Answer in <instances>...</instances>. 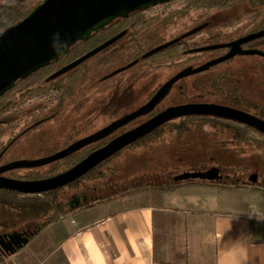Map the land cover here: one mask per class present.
Listing matches in <instances>:
<instances>
[{"label":"rangeland","instance_id":"obj_1","mask_svg":"<svg viewBox=\"0 0 264 264\" xmlns=\"http://www.w3.org/2000/svg\"><path fill=\"white\" fill-rule=\"evenodd\" d=\"M191 1L170 0L145 11L148 17L164 19L153 22L161 24V30L156 37L158 40L173 38L192 25L206 20L216 24V28L195 36L191 43L205 41L209 36L217 41L236 38L251 32L256 24L254 16L246 15L251 10L248 4H237L217 12L204 13L200 10L186 11ZM28 2L29 6L33 7L42 0ZM168 14L174 17L165 21ZM178 14L180 15L175 17ZM124 46L126 43L121 42L118 47L87 60L66 79H58L57 84L66 88L64 97L51 93L49 99L47 94H42L40 97H30L24 101L17 100L16 111L9 110L6 115L0 117V121L7 122L0 125V149L21 130L53 112L56 113L55 116L20 138L10 155L39 157L60 149L69 139L71 129H78L83 135L94 131L144 103L168 77L188 62L191 63L187 61V57H182L178 51L172 50L101 81L102 76L128 58ZM258 47L260 52H264V40L259 42ZM120 55L123 56L118 59ZM214 55L216 53H204L192 62L197 65ZM178 85H181L182 89L175 86L157 110L198 100L223 102L226 96L233 95L248 105L257 104L258 111L263 113L259 116L264 120V56L234 58ZM10 100L15 101L12 97ZM143 120L144 118H140L130 126ZM222 125L201 119L173 120L139 143L123 149L112 160L100 165L94 173L90 171L85 174L77 185L63 188L59 191V198L68 201L74 194H85L91 199L95 195L94 188L103 182L111 183V187L113 184L115 189H125L132 185H142L145 180L157 184L169 181L171 177L144 175L205 171L212 167H217L223 176L230 175L227 182L231 183L238 181L239 177L247 181V176L255 173L258 175L257 184L264 188L261 185L264 178V136L245 130L237 132L236 129L223 128ZM48 168H41L39 172H45ZM63 168L65 167L60 164L54 167ZM20 173L22 172H15ZM129 178L133 180L128 181ZM109 192L110 189L98 190L102 195ZM14 213H5L0 208V234L17 230L14 223L20 230L34 233L36 223L27 225V219L17 217Z\"/></svg>","mask_w":264,"mask_h":264},{"label":"crops","instance_id":"obj_2","mask_svg":"<svg viewBox=\"0 0 264 264\" xmlns=\"http://www.w3.org/2000/svg\"><path fill=\"white\" fill-rule=\"evenodd\" d=\"M183 172L193 171L144 175L171 177L125 189L103 182L89 206L47 225L0 264H264V188L241 178L174 179Z\"/></svg>","mask_w":264,"mask_h":264},{"label":"water","instance_id":"obj_3","mask_svg":"<svg viewBox=\"0 0 264 264\" xmlns=\"http://www.w3.org/2000/svg\"><path fill=\"white\" fill-rule=\"evenodd\" d=\"M168 1L170 0H42L22 20L0 31V95L13 87L18 80L57 60L60 56L66 54L78 41L86 39L92 32L104 28L111 21L125 17L134 11L145 10ZM201 27L190 30L180 36V38L197 32ZM121 35L118 34L110 38L74 59L51 74L48 79H55L74 69L114 43ZM263 37L264 29L250 33L231 44H215L192 50L200 52L225 46L230 47V50L225 55L210 60L203 65L181 69L166 81L142 107L116 120L107 127L76 141L69 147L50 156L31 160H16L2 165L0 166V173L12 169L44 166L62 159L89 143L105 138L122 125L152 109L167 94L171 86L183 77L205 71L209 67L228 60L235 55L251 56L257 54L264 56V52L255 49L242 50L240 48L243 43ZM174 41L164 43L150 50L144 56L165 49ZM183 116H213L230 119L264 135V120L246 112L214 103L179 104L162 110L146 122L118 135L104 146L88 154L77 164L57 175L30 181L11 180L0 176V189L11 190L21 194L40 195L67 186L83 177L105 159L148 135L165 122ZM257 177V174L252 173L247 181L251 184H257ZM174 179L178 181L198 179L219 182L222 181V175L217 167H212L205 171L183 172ZM261 185L264 187V178ZM85 200L86 198L83 197V201ZM79 202L80 198L75 197L70 202V208L77 207ZM32 235L33 233L28 234L25 231H13L5 234L4 238L7 241H3L6 246L2 247L4 255H11L23 248Z\"/></svg>","mask_w":264,"mask_h":264},{"label":"flooded vegetation","instance_id":"obj_4","mask_svg":"<svg viewBox=\"0 0 264 264\" xmlns=\"http://www.w3.org/2000/svg\"><path fill=\"white\" fill-rule=\"evenodd\" d=\"M158 5V4H157ZM152 8V7H150ZM149 9V8H148ZM137 10L134 11L130 14H128L125 17H121V18H117L113 21H111L109 24H107L104 28L102 29H98L94 32H92L86 39L78 41L76 44L81 43V42H94V46H92L89 50H87L86 52L90 51L91 49L101 45L102 43H104L105 41L109 40L110 38L118 35V34H122L114 43H112L111 45H109L108 47H106L104 50L100 51L98 54L94 55L93 57L106 52L107 50L111 49V48H115L118 47V45L121 42H125L126 46H124V52L126 51L128 53V58L119 66H117L115 69L109 71L108 73H106L104 76H102L101 81H106L116 75H119L120 73H123L129 69H131L132 67L138 65V64H144L150 60H153V58L155 57H160L161 55H164L167 52H170L172 50L178 51L179 54L182 57H187V61H191V63H187L183 68L186 67H198L200 65H203L205 63H207L210 60H213L215 58H218L220 56L225 55L229 50L230 47L229 46H225L222 48H218V49H213V50H208V51H200V52H194L192 50L197 49V48H203V47H207L210 45H215V44H231L235 41H237L238 39L256 32H249L245 35H241L239 37L236 38H232V39H227V40H223V41H217L216 38H212V37H208L207 40H198L197 42H192L193 39L195 38V36L205 32L208 33V31L214 30V28H216L215 26H217L216 24H212L209 20L200 22L197 25H192L190 28H187L185 30H183L182 32H180L177 36L170 38L168 40H164V41H160L158 40L156 37L159 34V31L161 30L160 25L158 23H153L154 21H161L164 19H158L155 17H148L146 16V10ZM175 15L176 16H179ZM174 17L173 15H167L165 18V21L167 20H171V18ZM225 25V24H224ZM202 26L201 29H199L197 32L187 35L183 38H180V36H182L183 34L189 32L190 30ZM180 38V39H178ZM264 38V37H263ZM263 38H259V39H263ZM259 39H255L246 43H243L240 45V48L242 50L245 49H255L257 51H260V48L258 47ZM175 40L171 45H169L168 47H166L165 49H162L160 51H157L153 54L144 56L146 53H148L150 50L164 44L167 43L169 41H173ZM263 41V40H262ZM75 44V45H76ZM129 44V45H128ZM73 47V46H72ZM119 51V50H118ZM84 52V53H86ZM83 53V54H84ZM204 53H216V55L214 56H210L207 60L203 61V62H199L197 65H195L192 61H195L197 59L198 55H203ZM67 54V53H66ZM66 54L60 56L57 60L52 61L51 63H49L48 65L41 67L37 70H35L34 72L30 73L28 76H26L25 78H22L20 80H18L13 87H11L9 90L5 91L2 95H0V117L1 115H6V113L10 111H16L17 109V100H21L24 101L26 99H28V95H29V90L31 88H26V89H21L22 86L20 85L21 82L23 83V81H25L27 78H29L30 75L32 74H46L43 76V78L39 81L38 83V87H43L45 93L47 94V98L49 99V96L51 95V93H57L58 95H62V97H64L65 93H66V88L63 85L59 84V87H61V90L57 91V87L54 84H46V82H50L53 81L55 79H66L67 76L69 74H71L72 72L76 71V69L81 66L82 64H84L85 62L81 63L80 65H78L77 67H75L74 69L66 72L65 74L49 80V76L51 74H53L55 71H57L58 69L62 68L63 66L67 65L68 63L72 62L73 60L70 61H62L61 58H63ZM81 54V55H83ZM80 55V56H81ZM257 55V54H256ZM123 55H120L118 57L121 58ZM249 56V55H246ZM245 55H235L231 58H229L228 60H225L219 64H223V63H227L231 60H233L234 58L237 57H246ZM254 56V55H251ZM79 57V56H78ZM76 57V58H78ZM91 57V58H93ZM75 58V59H76ZM90 58V59H91ZM89 60V59H88ZM163 63L161 62V65ZM217 64V65H219ZM160 65V64H159ZM214 65L212 67H209L207 70L202 71L200 73L197 74H193L190 76H186L183 77L179 80H177L169 89V91L167 92L166 95H164L158 102L157 104L150 109L149 111H147L146 113L138 116L137 118L129 121L128 123L122 125L121 127H119L117 130L113 131L111 134H109L108 136H106L105 138L99 140V141H95L92 143H89L88 145H85L83 147H81L80 149L74 151L73 153L63 157L62 159H59L57 161H54L52 163H49L47 165L44 166H40V167H35V168H20V169H12V170H8L5 172L0 173V176L4 177V178H8L11 180H22V181H30V180H38V179H44V178H48L54 175H57L67 169H69L70 167H72L73 165L77 164L79 161H81L82 159H84L88 154L92 153L93 151L97 150L98 148L104 146L105 144H107L110 140H112L113 138L117 137L118 135L131 130L135 127H137L138 125L146 122L148 119H150L151 117H153L154 115H156L157 113L161 112L162 110L171 107V106H175V105H179V104H185V103H214V104H219V105H224V106H228L243 112H246L248 114H251L253 116H256L258 118L263 119L262 117L259 116L262 115V111H258V106L257 104H252V105H248L246 104L244 101L239 100L238 97L236 96H226L225 100H223V102H210V101H192V102H183V103H179V104H175V105H170L167 107H164L163 109L157 110V108L161 105V103L171 94L173 88L175 86H177L178 89H182L181 85H178L180 82L189 79L190 77H193L195 75L204 73L209 71L210 69H212L213 67L217 66ZM158 66V64H157ZM181 69H179L178 71H180ZM178 71H176L175 73H173L170 77H168L162 84H160L156 90L152 93V95L141 105L123 113L122 115H119L118 117L106 122V124L102 125L101 127L95 129L94 131H91L85 135L80 133V130L78 129H71L70 133H69V139L67 141L64 142V144L62 145V147L60 149L57 150H53L51 152H48L47 154L43 155V156H39V157H30L28 156H22V157H18L17 155H10V152L12 151V148L14 145H16L18 143V140L20 138H22L23 136H25L27 133L31 132L34 128H37L39 126H41L44 122H46L47 120H49L51 117L55 116L56 113H50V116H46L45 118H41L37 121H35L34 123H32L31 125H29L28 127H26L25 129L21 130L19 133H17L13 138H11L6 144H4L1 149H0V166L5 165L7 163L16 161V160H31V159H39V158H43V157H47L50 156L56 152H59L67 147H69L70 145H72L73 143H75L76 141H79L83 138H86L94 133H96L97 131L107 127L108 125H110L111 123L115 122L116 120L134 112L135 110L139 109L140 107H142L148 100L151 99V97L156 93V91L166 82L168 81L170 78H172ZM21 86V87H20ZM11 97L13 99H15V101H11ZM53 110V109H51ZM50 110V111H51ZM199 117H204V118H211V119H219V122L222 125L223 128H229V129H236V127H242L245 131H249L251 133H258L261 134L260 132L244 125L241 124L239 122L230 120V119H225V118H217V117H213V116H183V117H178L172 120H169L167 122H165L164 124H162L161 126L157 127L155 130H153L151 133H149L148 135L140 138L139 140L135 141L133 144L128 145L132 146L136 143H139L141 140L145 139L146 137L150 136L151 134L155 133L156 131H158L161 127L167 125L169 122L176 120V119H187V120H196ZM140 118H144V120L140 123L134 124L132 126H130L132 123H134L135 121H137ZM6 121H0V125L6 124ZM225 124V125H224ZM130 126V127H129ZM237 131V130H236ZM263 135V134H261ZM264 136V135H263ZM125 147V148H127ZM123 148V149H125ZM122 149V150H123ZM122 150H120L119 152H121ZM119 152L115 153L114 155L110 156L109 158L105 159L102 163H100L98 166H96L94 169L90 170V171H97V169L99 168L100 165H102L103 163L109 162L110 160H112L114 157H116ZM9 155L7 157L6 160H4V158ZM60 166H64L65 168L63 169H54L55 166L59 165ZM53 166V168L51 169V167ZM45 167H49L45 172H39V169L41 168H45ZM21 171L22 173L20 174H15V172ZM89 171V172H90ZM88 172V173H89ZM221 174V173H220ZM251 175V173L247 176V180L249 178V176ZM36 176H44V177H36ZM258 176V175H257ZM230 177V175H222V180H228ZM240 179V177L238 178ZM79 181V179L77 180ZM75 181V182H77ZM70 183L67 186L58 188L54 191H61L63 188L68 187V186H75L77 184L74 185V183ZM3 191H9V192H13L16 194H21L19 192H15V191H11V190H5V189H0ZM23 195H32V194H23ZM75 197H79L80 198V202L78 204L77 207H75V209L81 207L82 205H84V203H87L90 201V198L85 195V194H74L72 196L71 199H69L68 205L70 208V202L75 198ZM83 197L86 198L85 201H83ZM74 209V210H75ZM20 231H25L28 234H30V232H28V230H20ZM5 234H0V256H5L3 251H2V247L6 246V243L4 241H7L6 238H4ZM4 240V241H3Z\"/></svg>","mask_w":264,"mask_h":264},{"label":"trees","instance_id":"obj_5","mask_svg":"<svg viewBox=\"0 0 264 264\" xmlns=\"http://www.w3.org/2000/svg\"><path fill=\"white\" fill-rule=\"evenodd\" d=\"M243 3L248 4L251 8L246 15H251L256 18V24L253 26L251 32L264 29V0H192L185 10H200L204 13H213ZM35 6L30 7L28 0H2L0 3V31L22 20ZM262 40L264 38L258 41ZM92 46H94V42L91 41L78 43L71 47L61 60H73L89 50ZM44 75L35 73L30 75L23 83L21 82L22 90L31 88L29 90V98L40 97L45 93L43 87H38V83ZM57 80L46 82V84H54L57 87V91H60L61 87L57 84ZM198 119L209 120L212 123H220L219 119L214 118L199 117ZM236 130L238 132L244 129L242 127H236ZM91 172L94 173L95 171ZM79 181L75 182L74 185ZM89 205L87 202L84 206ZM0 208L5 213L13 214L15 212V216L27 219V225L33 222L36 223L37 227L31 238L47 225L57 221L75 209L69 208L68 202L59 198L58 191H49L40 195H23L3 190H0ZM14 225L17 228L15 231H20L15 223Z\"/></svg>","mask_w":264,"mask_h":264}]
</instances>
